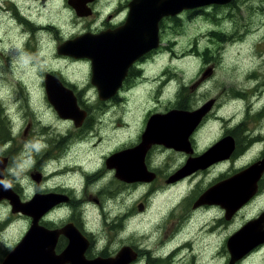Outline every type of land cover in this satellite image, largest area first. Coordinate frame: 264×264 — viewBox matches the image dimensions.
Listing matches in <instances>:
<instances>
[{
	"label": "flooded vegetation",
	"instance_id": "af4514ba",
	"mask_svg": "<svg viewBox=\"0 0 264 264\" xmlns=\"http://www.w3.org/2000/svg\"><path fill=\"white\" fill-rule=\"evenodd\" d=\"M162 1L167 5L171 0H0V167L3 180L22 203L36 195L43 197L44 210L38 224L47 231L57 232L54 240L47 237L44 247L45 252L52 247L54 256L68 248V254L83 255L91 261L114 257L119 249L126 247L129 252L120 260L123 264H264V165H261L264 162V53L246 72L249 83L237 87L222 86L220 92L226 97L221 101L214 97L217 103L213 100L210 109L192 118L189 128L179 129L180 133H186L185 140L173 143V111L195 115L205 102H193L191 96L185 99L179 92L173 101V91L166 102L147 108L137 119L140 122L136 123L134 133L129 134L132 126L125 119L135 116L123 102V96L132 91L144 92L147 82L152 80L157 70H161L158 63L164 50L161 48L163 43L172 42L173 25H180L182 17L201 13L210 14L212 19L220 12L222 17L236 15L242 3V0L211 2L182 9L175 15L170 12L158 16L155 5ZM147 28L156 30V41L150 38V32V39L146 38ZM131 30L134 34L142 30L138 35L140 38L131 40L135 42L134 48L128 44L121 51L118 44L131 42L124 38ZM83 35L94 37L92 42L111 44L115 64L107 65L114 68L110 70L108 80L102 83L107 86V93L114 91L106 98H100L99 88L92 80L91 59L66 54L62 48L65 42H74ZM99 36H108V39H97ZM170 53L171 50L168 55ZM209 53L211 57L220 55L213 50ZM66 59L83 62L87 66L85 80L75 81L65 75ZM33 68L36 69V85L24 80V76L32 75ZM205 73L211 74L212 71L205 69ZM7 78L21 84L14 110L9 106L6 110L5 102L1 100ZM156 81L160 92L146 88L147 93H161L160 78L157 77ZM49 84L53 85L50 89ZM66 89L74 95L77 110L60 114L51 103L49 93H57L58 99L63 101L61 104H64ZM229 100L239 101L240 106L237 112L231 113L238 114V117L226 123L225 114L217 115L214 111L218 110L220 103ZM41 107L49 110V115L59 126L43 122L42 113L38 111ZM121 109L125 112L119 117ZM168 113L172 118L167 122L163 116ZM109 115H115V119L125 124H118L114 130L108 122L111 119ZM152 116L158 119L148 135L147 126ZM169 131L172 133L168 141L163 137ZM144 133L148 135V141L141 145ZM207 137V141L202 142ZM116 138L121 140L116 141ZM223 140L231 142L229 147ZM102 141L110 145L99 162L92 164L84 159L83 163L79 159L91 157L94 148ZM138 146L139 153L111 158ZM161 154L178 161L174 168L156 162ZM202 155L207 158L206 162L200 163L202 166L168 182L169 174L188 160ZM229 160L237 162L235 167L225 166ZM252 164H257L254 169L249 167ZM14 165H18V172L9 173V168ZM117 172L119 176H116ZM130 172L144 176L131 181ZM16 173L22 176L12 178L11 174ZM126 173L127 177H123ZM234 175H238L240 191L247 186L242 193L247 199L239 207L231 205L228 208L223 189L227 185L225 182ZM184 181L189 182L188 189L178 200V214L172 215L176 219L162 223L163 233L159 232L160 237L154 245L125 238L109 247L113 233L122 235L131 216L130 211L120 212L114 218L101 213L100 230L93 228L89 212L97 204L102 207L99 196L110 201L122 191L137 186H148L154 190L161 184L171 188ZM213 187H216V192L220 189L219 196L201 200L203 193ZM254 202H260L256 211L247 215L241 212ZM0 204L9 205L11 211L8 199H0ZM148 207L138 208V211L142 214ZM10 215L22 217L27 231L31 216L20 211ZM253 220H257L253 224L254 229L235 239L236 247L242 246L239 252L232 251L235 258L230 262L229 240ZM168 230L170 235H167ZM99 235L106 237L102 245L98 242ZM9 250L3 251L0 263Z\"/></svg>",
	"mask_w": 264,
	"mask_h": 264
},
{
	"label": "rangeland",
	"instance_id": "374dc122",
	"mask_svg": "<svg viewBox=\"0 0 264 264\" xmlns=\"http://www.w3.org/2000/svg\"><path fill=\"white\" fill-rule=\"evenodd\" d=\"M240 6L241 10L236 15L226 14L225 17H222L223 13L220 12V15L214 14L212 19L210 14L201 13L192 15L189 18L182 17L180 25H173L172 42L163 43V48H161L164 49L158 61L161 70H157L152 80L148 81L146 85V88H149L148 90L155 88L160 92L159 83L156 81L157 77L160 78L161 93L149 94L145 88L144 92L132 91L123 96V102L128 104L130 111L132 110L135 116L130 120L125 119L128 125L132 126L129 134L134 133L136 123L140 122L137 120L140 115L147 108H154L153 104L166 102L165 100L172 91L173 101L175 94L179 92L185 99L191 96L193 102L206 103L212 99L217 103L214 97H218L219 101L226 97L225 94L220 92L222 86L237 87L250 82L246 77V72L264 53V0H242ZM169 50H171L170 55H168ZM212 50L220 54L219 57H211L209 52ZM172 53L173 58L171 57ZM52 55L50 54V56ZM38 58L40 56L35 59ZM50 62H53V60L50 59ZM64 66L66 76L75 81L85 80V72L88 71V68L83 62H71L70 59H66ZM205 69H211L212 73L204 76ZM32 70V75L30 77L24 76V80L36 85L34 74L36 69L33 68ZM160 72L161 75H159ZM6 82V91L3 93L1 100H4L6 110L8 109L7 106L14 110L15 100L18 97L17 93L20 91L21 84H17L8 78ZM21 91L23 92V89ZM224 102L219 104L218 110L214 113L217 115L218 113L225 114L224 117L227 119L226 123H228L233 118L238 117L236 116L238 114L233 115L231 113L233 111L237 112L240 102L236 100ZM38 111L42 113L43 122L50 123L52 126L56 124L49 115L48 109L41 107ZM24 112H28V110ZM124 112L121 109L118 112L119 117L122 114L124 115ZM109 116L111 119L108 122L114 126V130L115 127H118V124H125L122 120L115 119V115ZM55 126L59 125L56 124ZM207 139L208 137L202 142H206ZM120 140L121 138H116V141ZM105 142L102 141L97 144L91 157H80L79 159H82L83 163L85 162L84 159L91 161L92 164H95V161L99 162L102 153L106 152L110 145L107 146ZM28 147H30V144ZM163 155L161 154L156 162L174 168L178 161L176 162L175 158L167 159L168 157ZM235 164H237L235 160H229L225 163V166L235 167ZM177 170L169 174L168 179H171ZM13 172H18V165L9 168V173ZM21 176L22 174L18 173L11 174L12 178ZM168 182H173V180ZM188 183V181H184L182 184L171 188L160 183L161 185L154 190L148 186H137L122 191L110 201H107L103 196H99L102 207L97 204L89 212V217L93 221L92 226L97 231L100 230L99 216L101 213L105 212L108 218H114V215H118L120 212L130 211L131 216L126 221L127 224L121 232L122 235L113 233V241L109 247H114L115 241L120 242L119 240H125V238L132 239L136 243L154 245L160 237L159 232L162 231L163 233L162 223L176 219V216L172 217V215L178 214V200L188 189ZM90 191L93 192L91 188ZM140 203H143V205ZM259 203L254 202L241 212L246 215L254 212L260 207ZM139 205H142L143 209L146 208V205H149V207L141 214V211H138ZM11 213L9 205L0 204V256H2L3 251L9 250L26 231L23 224L24 219L17 215H10ZM167 235H170V230H168ZM105 240L104 235L98 236L100 245Z\"/></svg>",
	"mask_w": 264,
	"mask_h": 264
},
{
	"label": "water",
	"instance_id": "95a60500",
	"mask_svg": "<svg viewBox=\"0 0 264 264\" xmlns=\"http://www.w3.org/2000/svg\"><path fill=\"white\" fill-rule=\"evenodd\" d=\"M228 1L229 0H171L170 2H168L167 5L162 1L161 3H158L155 6H156V10H158V16H160L164 13H170V12H173V15H175L179 11H181L182 9L191 8L193 6L204 5V4L211 3V2H228ZM156 10H155V12H156ZM141 31L142 30H139V31L137 30V33H135L137 35L135 36L133 30H131V31H129V34L127 36H125L124 38L130 39V41L134 40V39H139L140 37H138V35H140L139 33ZM149 32L151 33L150 38L153 39L154 41H156V39H157L156 30L153 31V30H149L147 28V30H145V34H146L147 39L149 38L148 37ZM96 38L101 39V40H106V39H108V36H99ZM93 39H94V37H92V36L83 35V36L76 38L74 42H65V44L62 45V48L64 47V52L66 54L72 55L74 57L84 56V57L91 59L92 65H93V69H92L93 78H92V80H93V82H95L97 84V86L99 88L100 98H106L114 90H112V92H110V93H107L106 91L108 90V88L102 82L103 81L106 82L108 80L109 72H110V70L112 71V68H114V67H109V66H112L113 64H115V62L113 59L112 51H110V45H111L110 42H92L91 40H93ZM147 39H146V42H147ZM128 44L131 45V48L135 47V42H132V41L131 42H119L118 47L122 51V50H124L123 48H126L125 46H127ZM108 64H111V65L107 66ZM52 86H53L52 84H49L48 85L49 89ZM56 94H54L52 92L49 93L50 101L60 114L61 113L64 114V113H68V112L71 113L74 110L76 112L77 107L74 106L76 104V99H75L74 95L71 93V91L66 89L65 96L66 95L67 96H66V98H64V104H61V103H63V101L59 100L58 94L57 95ZM212 102H213V100L207 101L205 103V105H203L199 110H197L195 112V115L194 114L189 115L187 112H183V111H173V118L171 116V113H168L167 115L163 116L167 122L171 118L173 119V127H172L173 129L172 128L171 129L173 130V143L174 144L176 142L180 143V141L185 140V134L186 133H180L181 131H179V129L189 128L191 123H192V118H195V116H199L202 113L206 112L209 109ZM69 105H72L73 107H71ZM157 119H158V117L155 118L153 116L150 119V122L148 123V126H147L148 135H149V132L151 130L152 124H153L152 127H154L155 126L154 124L156 123ZM159 120H162V119H159ZM168 128L170 130L169 126H168ZM171 133L169 131L163 137V139L169 141ZM146 135L144 133V135H143L144 139L142 140L141 145H143L144 142L148 141V140H146L148 135L147 136ZM223 141H226L227 146L229 147L231 142L228 140H223ZM165 143H167V142H165ZM139 152L140 151H139V146H138L134 149L125 150L121 153H117V154L113 155L111 158L115 159V158H117L121 155L123 156V154H127V153H129V155L131 156L134 153H139ZM206 160H207V158H205L204 155L200 156V158H197V159L188 160L183 165V167H181V169L177 170L174 173L173 177L170 180H175L176 178H180V177H183L184 175H187L190 171L193 170L192 168L202 166L200 163H204V161L206 162ZM256 165L257 164H252L249 167L251 169ZM261 165H264V162H262ZM137 173L138 172H130L128 175L129 179L131 181H135V179H138V180L142 179V175H138ZM246 173H247V171H246ZM121 175H120V177H122ZM116 176H119L118 172H117ZM237 176L238 175H234L231 179L227 180V182H225V183H227V185L225 184L226 187H225V189H223L226 192V197L225 196L224 197H225V200L227 202L228 208L231 207V205L239 207L247 199L244 196L245 193H244V195L242 194L244 191L247 190V186H246L245 190H244V187H242L241 191H240L239 190V183H238L239 181H238ZM33 177L35 179H38L37 176H35V175H33ZM123 177H127V173ZM3 178H4V175H3L2 169L0 167V199H3V198L8 199V201L11 205V211L12 212L20 211L23 214L31 216L32 220H31V225L29 226L27 231L24 233L22 238L8 251V253L4 256V258L2 259L0 264H43V263L44 264H63V262H69V264H123L124 263V262L120 263V260L123 257L128 256L129 249L126 247H122L121 249H119V251L117 252V254L114 257H109L106 259L97 258V259H93L91 261H87L83 255H81V257L79 255H78V257H76V256L68 254V251H69L68 248H66L65 251L62 252L60 255H55L56 256L55 257L53 255V253H54L53 248L51 247V249H49V251H50L49 254L45 256L44 253H42L41 249L43 248V245L45 244L47 237H50L51 239L53 238V240H54V235H56L57 232L47 231V230L43 229V227L41 225L38 224V219L41 216L42 211L44 210L43 197L36 195L31 200L22 203L18 200L15 193L11 190L10 186L3 180ZM209 190L210 191H206L205 193H203V196L200 197L201 200L203 198H206V197L207 198L213 197V195L219 196L220 189H219V192L218 191L216 192V187H213ZM215 198H217V197H215ZM217 199H219V198H217ZM235 203H237V205ZM138 208H139V210L143 209L142 205H139ZM255 222H257V220L250 221L249 223L244 225L242 227V229L239 231V233L236 234V236L234 238L229 240L228 247H229V249L231 251V255H232L230 262L233 261V259L235 258V255L232 253V251L234 250L236 252L237 251L239 252L240 251L239 248H240V246H242V245H239L236 247V245L234 243L235 239L237 237L243 235L245 232H249V231L253 230L254 229L253 224ZM232 242H233V244H232ZM51 246H52V242H51ZM56 259H58V260H56Z\"/></svg>",
	"mask_w": 264,
	"mask_h": 264
},
{
	"label": "bare ground",
	"instance_id": "6f19581e",
	"mask_svg": "<svg viewBox=\"0 0 264 264\" xmlns=\"http://www.w3.org/2000/svg\"><path fill=\"white\" fill-rule=\"evenodd\" d=\"M95 183V182H94ZM48 243V242H47ZM44 247H45V244L43 245V248L41 249L42 250V253H44V255L46 256V255H48L49 254V250L48 251H46L45 252V250H44ZM62 259V258H61ZM56 260H58V259H56ZM60 261V260H59ZM59 263V262H58ZM44 264V263H43Z\"/></svg>",
	"mask_w": 264,
	"mask_h": 264
},
{
	"label": "trees",
	"instance_id": "16d2710c",
	"mask_svg": "<svg viewBox=\"0 0 264 264\" xmlns=\"http://www.w3.org/2000/svg\"><path fill=\"white\" fill-rule=\"evenodd\" d=\"M207 53V52H206Z\"/></svg>",
	"mask_w": 264,
	"mask_h": 264
}]
</instances>
